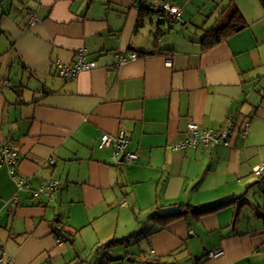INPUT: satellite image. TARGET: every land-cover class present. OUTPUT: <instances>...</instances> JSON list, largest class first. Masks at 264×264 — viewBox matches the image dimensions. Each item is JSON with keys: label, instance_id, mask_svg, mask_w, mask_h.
Returning <instances> with one entry per match:
<instances>
[{"label": "crops", "instance_id": "0c3cea01", "mask_svg": "<svg viewBox=\"0 0 264 264\" xmlns=\"http://www.w3.org/2000/svg\"><path fill=\"white\" fill-rule=\"evenodd\" d=\"M163 1H1L0 148L9 142L19 154L18 175L33 189L60 187L18 192L0 164V264H264V174L255 173L264 165V8L166 0L183 20L165 24ZM229 6L247 27L205 48ZM81 50L95 68L62 79L57 62L74 65ZM119 52L139 58L118 68ZM191 121L218 131L235 123V136L173 149ZM120 131L134 164L98 147ZM220 202L171 221L173 205ZM112 240L128 242L100 248ZM89 248L93 260L82 258ZM217 250L225 254L211 258Z\"/></svg>", "mask_w": 264, "mask_h": 264}, {"label": "built area", "instance_id": "2783aa9c", "mask_svg": "<svg viewBox=\"0 0 264 264\" xmlns=\"http://www.w3.org/2000/svg\"><path fill=\"white\" fill-rule=\"evenodd\" d=\"M135 2V0H133ZM157 8L162 12L160 16L161 20H169L174 22L176 20H182V9L176 4H172L166 0L157 4ZM27 21L29 26H34L38 19L35 13H28ZM117 67L120 68L126 65L130 61H135L139 58V55L134 52L130 53H118L117 54ZM169 65L170 62H168ZM94 62H87L85 53L83 50L79 51L77 54L76 61L74 65H66L62 62H57V74L66 81H71L75 76L83 71H89L95 68ZM245 125L242 131V136L248 135L249 123L243 122ZM235 127L236 124L229 122L228 126L221 130H212V129H203L197 123L191 121L187 127V134L184 139L179 140L171 144V147L175 150L187 149L189 147H198L202 145L208 148L212 143L215 144H229L235 136ZM129 138L125 131H120L116 135L103 134L100 137L98 147L100 149L114 148L118 154L121 155L122 161L119 163L131 165L136 162L139 158V155L135 152H130L128 150ZM20 162V156L17 152H14L9 142H5L0 148V164L6 165L9 168L11 175L16 179V184L18 192L25 191L31 186V180L29 178L21 177L18 175L17 166ZM255 173L258 176L264 174V165L257 167ZM60 187V184L57 180H48L46 181L37 191L34 192V196L40 197L43 195L50 196L54 194ZM13 201L15 204L19 203L18 197H14ZM125 201L121 202L123 206ZM225 254L223 250H217L210 254L211 258L217 259L222 257Z\"/></svg>", "mask_w": 264, "mask_h": 264}, {"label": "trees", "instance_id": "16d2710c", "mask_svg": "<svg viewBox=\"0 0 264 264\" xmlns=\"http://www.w3.org/2000/svg\"><path fill=\"white\" fill-rule=\"evenodd\" d=\"M1 1L2 0H0V3H1ZM259 1L264 8V0H259ZM229 7H231V6H229ZM141 10L144 11L143 6H142ZM31 12L35 13L33 11H28L27 15H28V13H31ZM143 14L145 15V14H147V12L143 13ZM161 15H162V12L159 10V12H158L159 22L165 23V24L166 23L167 24H175V23L183 20V19L182 20H176L174 22H170L169 20H161L160 19ZM246 27H247V23L243 17V14L238 10L237 7H235V8L231 7L229 13L224 14L217 21V23L210 30H208L206 32V34L203 38V45L205 46V48H210L212 46H215V45L221 43L222 41L227 40L231 36L243 31ZM119 53H121V52H119ZM136 162H134V163H136ZM134 163H132V164H134ZM38 189H33L32 186H30L28 188V190L33 191V195H34V192L37 191ZM221 205H222L221 202L217 203V204L208 205V206H206V205L205 206H191V205L176 204V205L172 206L174 208V210H172L170 212L173 215L171 217V221L176 220V218L183 217V216L187 215L188 213L203 214V215L207 214V213H211V212L216 211ZM171 221H169V222H171ZM68 233H72L71 234V239H72L73 238L72 235L74 236L73 232L68 231ZM127 242H128V240H123V241L112 240L106 244H103L102 246H100V248L113 249L119 245H124ZM68 264H75V262H72V263L70 262Z\"/></svg>", "mask_w": 264, "mask_h": 264}, {"label": "rangeland", "instance_id": "374dc122", "mask_svg": "<svg viewBox=\"0 0 264 264\" xmlns=\"http://www.w3.org/2000/svg\"><path fill=\"white\" fill-rule=\"evenodd\" d=\"M180 7V6H179ZM180 9H182V8H180ZM140 221H142V218H140ZM91 251H92V249L91 248H89L88 250H86V251H83L82 253V258H84V259H89V260H93V256L94 255H92V253H91ZM46 264V263H45Z\"/></svg>", "mask_w": 264, "mask_h": 264}, {"label": "bare ground", "instance_id": "6f19581e", "mask_svg": "<svg viewBox=\"0 0 264 264\" xmlns=\"http://www.w3.org/2000/svg\"><path fill=\"white\" fill-rule=\"evenodd\" d=\"M122 201H123V200H122ZM122 201H121V202H122ZM124 201H125V200H124ZM124 205H125V204H124ZM124 205H123V206H124ZM121 206H122V205H121Z\"/></svg>", "mask_w": 264, "mask_h": 264}, {"label": "water", "instance_id": "95a60500", "mask_svg": "<svg viewBox=\"0 0 264 264\" xmlns=\"http://www.w3.org/2000/svg\"><path fill=\"white\" fill-rule=\"evenodd\" d=\"M158 11H159V10H158ZM122 160H123V159H122ZM122 160H121V161H122Z\"/></svg>", "mask_w": 264, "mask_h": 264}]
</instances>
